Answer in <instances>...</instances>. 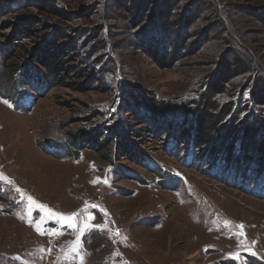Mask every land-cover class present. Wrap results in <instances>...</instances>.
<instances>
[{
  "label": "rangeland",
  "instance_id": "1",
  "mask_svg": "<svg viewBox=\"0 0 264 264\" xmlns=\"http://www.w3.org/2000/svg\"><path fill=\"white\" fill-rule=\"evenodd\" d=\"M14 1L0 0V175L7 178L0 179V264H264V200L182 165L183 146L166 152L168 134L158 135L136 112L123 113L119 140L142 158L116 154L113 165L110 145H84L78 154L74 146L75 156L53 143L99 132L100 112L124 87L171 111L194 100L202 110L197 136L208 139L223 136L229 124L208 118L213 102L200 96L208 89L220 108L241 91L238 103L264 114L252 95L264 90V0H175L168 11L165 0H20L13 8ZM164 16L175 43L191 23L180 41L187 53L178 49L183 56L172 64L171 55L142 49L138 35ZM50 55L60 59L61 81L29 103L23 93L33 79L25 74L35 67L46 75L42 63ZM228 61L240 73L223 78ZM29 63L30 71L21 69ZM14 96L23 102L13 103ZM231 106L232 113L238 105ZM97 178L107 183H93ZM29 196L36 202L31 215ZM38 205L77 213L75 227ZM86 222L106 228L81 234Z\"/></svg>",
  "mask_w": 264,
  "mask_h": 264
},
{
  "label": "trees",
  "instance_id": "2",
  "mask_svg": "<svg viewBox=\"0 0 264 264\" xmlns=\"http://www.w3.org/2000/svg\"><path fill=\"white\" fill-rule=\"evenodd\" d=\"M22 1H24L22 2V4H24L25 0ZM203 1L206 2L205 0ZM19 2L21 1H14L12 7H18L21 4ZM165 2L167 3V11L175 4V0H165ZM206 7L209 14L220 17V12L213 9L212 5L210 7L207 3ZM165 18V16L162 18L159 17L155 22L145 25L138 31V35L141 34V37H143L142 49L147 50L154 47L149 53L158 56L165 54L166 59L168 55H171L172 60L170 64H172V62H176L179 57L183 56L179 50H183L184 55L187 53L186 50L188 47L182 46L180 41L181 38L184 39L188 36L187 31L191 23H189V25L186 24L188 21L185 23V30L181 31L179 34L177 40L180 39V41H176V44L171 40V29L167 30L168 26ZM217 21L216 23L220 25L221 22L219 18H217ZM30 30L34 29H28L27 27L28 33H30ZM151 30L157 33L156 38L151 39V37H147L146 33ZM134 35H137V33L135 32ZM230 40L232 41V38H230ZM46 58L47 60L42 63L46 69V75L41 73L39 69L31 67V63H29L28 66L22 65L21 67V69H27V71L31 67L32 70L35 71L34 73L37 74L35 78L32 77V85L37 90L39 97L44 94V91L49 89L52 84L60 82L62 78L61 73L55 79V68L57 64H59L60 59L56 60L55 56L51 55ZM164 64H167L166 60ZM230 66H232L230 61H228L227 67H225L224 64L223 68H225V70L221 72L223 78H230L236 73H240L238 71L233 74L235 71L232 70ZM109 70L111 71V67H109ZM105 71L106 70L99 73L102 82L106 80ZM28 82L30 83L29 79ZM222 89L224 90L226 88ZM254 92L252 95L257 98V103L253 100L254 105L256 107H258L257 105H264V90L259 91L254 88ZM135 94L138 96H135ZM213 94L214 92L208 89L207 92H202L200 96H204V100L207 102H213L211 111L215 114L208 116V118L210 117L214 121L218 120L219 123H229L225 129V134L221 137H212L208 139L204 132H199L197 136L198 114L201 113L202 110L196 109L195 111V107L198 106V104H196L194 100L187 101L183 108H176L179 110L175 109L171 111V107H168L164 102L156 100L153 96L150 95L147 100L146 98L143 100V95L129 91L124 87L121 92L114 96V101L108 109L100 112L103 118L101 121L102 124L98 125V127L102 130L99 129V132L94 133L83 132L79 134L77 138H75L74 134L71 137L67 136V139L63 143L58 140H54L53 143L58 149H68V155H75L72 154L71 151L74 146H77L76 154H78L80 152L79 148L84 145H88V148L90 146L96 147L98 150L110 145L109 157H111V159H113L116 154H121L122 157H133L134 160L138 157L142 158V156H140L142 154L141 152L136 151L132 146L124 142L122 143V141L119 140V138L125 134L123 129V125L125 124L123 113H131L134 111L137 113L136 116L139 114L150 128L157 129L158 135H162L163 133L168 134V137L165 139V149L167 152L170 150L169 146L177 142L179 145H182L184 149V153L181 154V160L187 163L188 161L192 162L196 170L205 173L209 178L214 177L223 181L227 187L235 188L255 198L264 200V114L259 112L256 113L253 105H251L249 101H245L243 104L240 102L238 103L242 95L241 91H238L233 96V100L234 97L237 99L235 105L232 100V103L221 108L216 102L212 101ZM12 100L19 102L20 97L14 96ZM129 101H132V105L129 104ZM117 102H119L118 105ZM201 105H204V103ZM231 105H233V108H236L238 105L240 108L239 112L247 111V113H244V115L240 117V114L237 112L238 107L231 113ZM235 119V123H231V121ZM163 124L167 126L166 129ZM108 130L111 132L108 133V138H105L103 133L104 131L105 133L108 132ZM163 130H166V132ZM201 143L207 144L205 145L206 147L201 148ZM135 156L138 157L135 158ZM113 161H115V158Z\"/></svg>",
  "mask_w": 264,
  "mask_h": 264
},
{
  "label": "snow or ice",
  "instance_id": "3",
  "mask_svg": "<svg viewBox=\"0 0 264 264\" xmlns=\"http://www.w3.org/2000/svg\"><path fill=\"white\" fill-rule=\"evenodd\" d=\"M3 103L8 104V101H3ZM9 106H11V105H9ZM0 179H7V178H6V177H3L2 175H0ZM98 182L107 183L106 180H104V181H100L99 178H97L96 181H93V183H98ZM17 191L19 192L20 190L17 189ZM28 202H29V212H28V214L31 215V208H32L33 206H36V202H35V201L33 200V198L30 197V196L28 197ZM38 207L41 208L42 210H46V211L48 212V215H49V216H55L57 219H59V220H61V221H64V222H67L69 227H71V228H74V227H75L74 217L77 215V213H73L71 216H67V217H66V216H64V215H62V214L51 212V210H48V209H47V206H45V205H38ZM91 207H98V206H97V205H91ZM21 218H23V217H21ZM88 219H89V220H92V219H94V217L89 216ZM229 223H230V222L225 221V224H226V225L229 224ZM237 227H239V228L241 229V233H240V234L242 235V234H243V233H242L243 225H238ZM93 228H96V229H98V230H104V229L106 228V225H102V224H99V225H92L91 223H87V222H86V223L84 224L83 228L80 229V232H81V234H82L84 231H86V230H91V229H93ZM36 231H37L38 233H40V234H44L43 229L40 227V224H39V223L36 224ZM116 234L118 235L119 233L117 232ZM77 244H78V241H77ZM74 250H75V249H74Z\"/></svg>",
  "mask_w": 264,
  "mask_h": 264
},
{
  "label": "bare ground",
  "instance_id": "4",
  "mask_svg": "<svg viewBox=\"0 0 264 264\" xmlns=\"http://www.w3.org/2000/svg\"><path fill=\"white\" fill-rule=\"evenodd\" d=\"M179 227V226H178Z\"/></svg>",
  "mask_w": 264,
  "mask_h": 264
}]
</instances>
